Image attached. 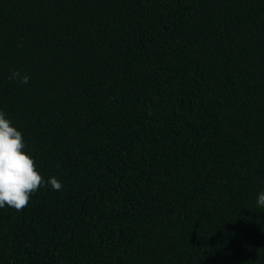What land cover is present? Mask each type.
Masks as SVG:
<instances>
[{
	"label": "trees",
	"instance_id": "trees-1",
	"mask_svg": "<svg viewBox=\"0 0 264 264\" xmlns=\"http://www.w3.org/2000/svg\"><path fill=\"white\" fill-rule=\"evenodd\" d=\"M0 111V264H264V0H0Z\"/></svg>",
	"mask_w": 264,
	"mask_h": 264
},
{
	"label": "clouds",
	"instance_id": "clouds-1",
	"mask_svg": "<svg viewBox=\"0 0 264 264\" xmlns=\"http://www.w3.org/2000/svg\"><path fill=\"white\" fill-rule=\"evenodd\" d=\"M14 79L26 84L30 77L12 71L9 80ZM25 147L22 132L0 111V208L8 206L22 211L32 194L45 186L44 177L36 170L35 161L24 151ZM47 183L53 190H62V183L54 177ZM257 205L264 207V191L258 194Z\"/></svg>",
	"mask_w": 264,
	"mask_h": 264
}]
</instances>
